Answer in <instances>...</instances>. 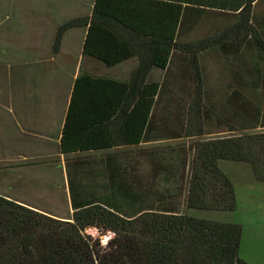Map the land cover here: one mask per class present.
I'll list each match as a JSON object with an SVG mask.
<instances>
[{
    "label": "trees",
    "instance_id": "16d2710c",
    "mask_svg": "<svg viewBox=\"0 0 264 264\" xmlns=\"http://www.w3.org/2000/svg\"><path fill=\"white\" fill-rule=\"evenodd\" d=\"M258 1L93 0L89 16L57 28L54 50L65 31L82 27L84 56L106 67L138 61L126 81L83 75L73 82L59 143L62 154L199 140L190 162L185 147L147 151L139 155L141 161L131 154L67 162L70 221L0 195V264H247L238 256L239 224L179 210L184 197L186 209L235 211L234 186L221 161L249 165L255 180L264 183V132L201 138L239 129L217 124L226 129L206 130L198 61L202 53L219 50L237 57L256 50L264 58V41L252 25ZM206 10L232 15L234 22L212 36L182 41ZM152 69L164 71L161 82L147 81ZM174 70L188 75L183 97L171 90ZM171 106L174 123L169 122ZM253 113L250 125L264 127V110ZM88 228L113 237L103 246L84 234Z\"/></svg>",
    "mask_w": 264,
    "mask_h": 264
},
{
    "label": "rangeland",
    "instance_id": "374dc122",
    "mask_svg": "<svg viewBox=\"0 0 264 264\" xmlns=\"http://www.w3.org/2000/svg\"><path fill=\"white\" fill-rule=\"evenodd\" d=\"M25 0H14L13 9L10 12L9 24L11 27L21 28L20 14L24 11L25 6L21 7ZM32 4L37 0H28ZM93 0H55L58 2V11L61 19L71 16L72 14L85 16L89 12L90 5ZM50 2V0H49ZM19 22V23H18ZM234 22L232 15L213 12L210 10L198 13L194 19V24L188 26L187 32L182 36V41L200 40L208 36H212L220 31L225 26H229ZM22 23V22H21ZM252 25L257 28L264 41V0L258 1L253 5ZM10 58H14L7 51ZM5 54V50L0 48V56ZM20 57V55H19ZM202 76H203V104L208 112V116L204 121L207 131H214L217 124H229L233 128L239 129L237 132H221L203 136L201 138H214L219 136H234L247 135L253 133L264 132V127H252L254 124L255 109H260L261 114L264 110V58L256 50H244L240 56L219 51H207L202 53L198 58ZM97 62V61H94ZM0 63L2 60L0 57ZM15 64V62L13 61ZM0 64V65H1ZM92 66V77L109 78L117 81L124 80L123 70L106 67L102 63ZM182 65V64H181ZM17 66V65H15ZM4 67V66H3ZM184 67V65H183ZM1 70V66H0ZM185 71L174 70L173 77L176 80L171 88L172 92H176L179 97H183L185 89L184 83L188 79ZM185 74V75H183ZM164 76V71H155L148 82L152 80L161 82ZM2 77V75H0ZM128 78L126 77L125 80ZM173 81V80H172ZM179 81V83H178ZM0 78V91L11 86L13 90H18L15 83ZM22 84V91L35 90L37 83L32 82L30 86ZM27 84V83H26ZM178 84V87L175 85ZM73 86V85H72ZM183 86V87H182ZM72 90V88H71ZM182 95V96H181ZM178 97V98H179ZM173 104L175 102H172ZM172 105V104H169ZM168 105L162 104V108L167 110ZM175 108V106H173ZM172 106L170 112L172 114L169 122H175L174 111ZM260 114V115H261ZM259 115V120H260ZM264 116V115H263ZM3 118L0 114V124ZM223 128V129H222ZM226 127H220V130H225ZM199 139H173L165 141H157L153 143H141L133 147H123L119 149L77 152L67 155L69 160H93L105 158L107 156H123V155H138V158L144 160L142 155L144 152L151 150H161L176 147H185L187 149L188 160L192 158V146ZM60 149V147H59ZM8 152L4 148V143L0 137V158L8 156ZM66 162V163H67ZM65 163V166H66ZM221 169L232 182L236 196L235 211L230 213H222L215 211H197L186 209L184 205V197L181 199L180 213L187 214L192 217L214 220L228 221L239 224L242 227V236L238 251V256L247 264H264V183L257 182L252 173L251 167L243 163L221 162ZM66 170V167H65ZM3 161H0V193H5L8 196H15L21 199V202L35 206L33 210L49 216L56 220L70 221L72 210L69 201V192L50 188L49 192H40L39 188L33 186H5L3 174L5 173ZM68 187V186H67ZM36 189V190H35ZM39 191L36 193L34 191ZM84 234L98 239L101 245L112 238L108 232L101 234L96 228H88L84 230ZM108 242V241H107Z\"/></svg>",
    "mask_w": 264,
    "mask_h": 264
},
{
    "label": "crops",
    "instance_id": "0c3cea01",
    "mask_svg": "<svg viewBox=\"0 0 264 264\" xmlns=\"http://www.w3.org/2000/svg\"><path fill=\"white\" fill-rule=\"evenodd\" d=\"M13 1L0 0V48L5 50V54L0 56V78L10 83L26 82L25 87L32 82L37 85H34L35 90L22 91V84L15 83L18 90L10 86L0 91V114L3 118L0 137L6 153H9L0 158L6 171L3 174L4 185L33 186L40 192L55 188L67 193L65 163L69 157L60 152L59 143L71 88L77 78L92 74V66L98 65L93 63L98 61L94 62L96 60L82 54L86 28L65 31L54 50L57 28L84 15L77 17L72 14L61 19L57 9L59 4H55V0H37L34 4L25 0L21 5L25 9L19 18L21 28H13L12 23L9 24ZM91 8L92 3L88 16ZM7 51L14 58H10ZM137 64L136 58H130L111 68L122 69V81H126ZM158 70L152 69L147 81ZM0 195L24 207L35 208L15 196Z\"/></svg>",
    "mask_w": 264,
    "mask_h": 264
},
{
    "label": "water",
    "instance_id": "95a60500",
    "mask_svg": "<svg viewBox=\"0 0 264 264\" xmlns=\"http://www.w3.org/2000/svg\"><path fill=\"white\" fill-rule=\"evenodd\" d=\"M111 233V232H110ZM112 234V233H111ZM112 237H113V234H112ZM109 239V238H108ZM108 239H107V241H108ZM107 241L105 242V244L107 243Z\"/></svg>",
    "mask_w": 264,
    "mask_h": 264
},
{
    "label": "bare ground",
    "instance_id": "6f19581e",
    "mask_svg": "<svg viewBox=\"0 0 264 264\" xmlns=\"http://www.w3.org/2000/svg\"><path fill=\"white\" fill-rule=\"evenodd\" d=\"M109 233H110V232H109ZM109 233H108V234H109ZM110 234H111V233H110ZM110 234H109V235H110ZM111 236H112V234H111Z\"/></svg>",
    "mask_w": 264,
    "mask_h": 264
}]
</instances>
